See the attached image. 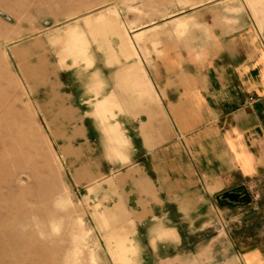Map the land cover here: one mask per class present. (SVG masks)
I'll list each match as a JSON object with an SVG mask.
<instances>
[{
    "label": "crops",
    "instance_id": "0c3cea01",
    "mask_svg": "<svg viewBox=\"0 0 264 264\" xmlns=\"http://www.w3.org/2000/svg\"><path fill=\"white\" fill-rule=\"evenodd\" d=\"M245 2L192 8L178 17L184 34L150 26L147 61L101 55L89 72L64 67L31 85L66 160L81 162L74 176L94 182L86 196L121 198L142 264L192 251L196 264H264V19ZM132 65L143 72L120 73ZM104 99L113 119L96 111ZM107 124L122 133L124 161L107 149ZM243 192L249 202L224 197Z\"/></svg>",
    "mask_w": 264,
    "mask_h": 264
},
{
    "label": "rangeland",
    "instance_id": "374dc122",
    "mask_svg": "<svg viewBox=\"0 0 264 264\" xmlns=\"http://www.w3.org/2000/svg\"><path fill=\"white\" fill-rule=\"evenodd\" d=\"M207 2L223 11L228 3L240 9L243 4L242 0H0V264H142V250L133 242L134 226L121 198L107 207L100 203L105 202L103 195L99 201L86 196V188L94 182L83 185L74 176L73 166L81 162L66 160L56 143L57 131L50 129V115L30 98L31 85H44L64 67L89 72L94 58L101 55L109 54L117 63L120 57L146 60L150 37L159 35L158 30L150 33V26L166 25L175 34L179 30L184 34L189 21L178 17ZM245 3L253 19H264V0ZM138 67H124L120 73L143 72ZM113 108L111 99L96 104L98 113H108L112 119ZM104 134L112 157L124 161L118 125L107 124ZM88 166H80L82 175ZM107 181L110 188L114 178ZM198 260L201 257L192 251L161 264Z\"/></svg>",
    "mask_w": 264,
    "mask_h": 264
},
{
    "label": "water",
    "instance_id": "95a60500",
    "mask_svg": "<svg viewBox=\"0 0 264 264\" xmlns=\"http://www.w3.org/2000/svg\"><path fill=\"white\" fill-rule=\"evenodd\" d=\"M224 197H227L228 199H232V200H240V201H245V202H249L250 198L248 197L246 192H243L242 194H237V195H224Z\"/></svg>",
    "mask_w": 264,
    "mask_h": 264
}]
</instances>
